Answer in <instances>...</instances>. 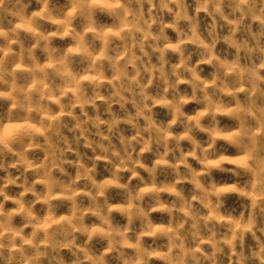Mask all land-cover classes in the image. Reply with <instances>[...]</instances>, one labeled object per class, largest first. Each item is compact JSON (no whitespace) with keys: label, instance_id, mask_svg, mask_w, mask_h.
<instances>
[{"label":"clouds","instance_id":"obj_1","mask_svg":"<svg viewBox=\"0 0 264 264\" xmlns=\"http://www.w3.org/2000/svg\"><path fill=\"white\" fill-rule=\"evenodd\" d=\"M0 264H264V0H0Z\"/></svg>","mask_w":264,"mask_h":264}]
</instances>
